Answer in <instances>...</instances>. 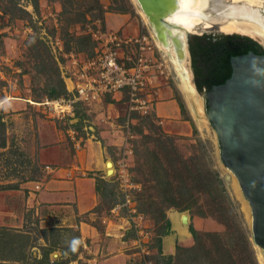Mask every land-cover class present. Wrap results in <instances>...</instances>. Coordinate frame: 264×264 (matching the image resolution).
<instances>
[{"label": "rangeland", "instance_id": "rangeland-1", "mask_svg": "<svg viewBox=\"0 0 264 264\" xmlns=\"http://www.w3.org/2000/svg\"><path fill=\"white\" fill-rule=\"evenodd\" d=\"M14 1L19 3L29 15L10 11L9 8H12L9 5L10 0H0V103H2L0 104V264H105V257L102 254L104 240L91 243L90 240L82 239V234L77 228H68L70 220L64 219L72 217L71 212L66 213L63 208L43 207L39 208V213L36 214L35 210L27 209L25 206V193L14 192V190L28 182L34 188L33 192H37L36 182L44 178V173L48 169L45 168L47 162L68 163L75 150L85 147L86 139L90 135L99 133L98 127L101 125L98 124L96 127L92 125L95 114L92 110L95 111V106H105L108 103L114 105L111 107V112L113 110L116 116L118 112L120 115L119 119L113 121V125H107L104 122L106 127L103 129L110 131L120 145L112 146L106 140L101 143L112 156V161L114 159L118 169H125L124 176L127 182H120L115 172L108 173L109 179H103L104 183L100 182V212L82 219L96 227L100 233L105 231L104 216L115 218L118 213L119 216L128 220L127 224L130 225L123 236L125 243L123 254L127 259L126 264H212L209 259L201 255V252L178 251V247L189 249L196 246L194 237L189 247L177 245L176 252L172 256L164 255L162 250L159 251L157 248L159 245L156 240L157 234L160 232L163 221H157L156 224L153 209L148 207L147 194L153 196L154 191L137 171L142 161L136 158L134 149L140 145V150H144V147L148 146L150 150L156 151L164 158L166 157L164 152L166 150H162L164 146L146 140L143 136L148 135L162 140H165V136H169L172 141L165 145L171 158H174L175 154L179 155L194 171L208 165L218 172L233 207L229 208L228 214L221 218L216 214L213 217L208 211H206L207 217H200L196 215L198 212L196 206L191 211L169 208L166 211L167 214L172 210L188 212L191 217L213 222L216 228L213 231L197 230L196 225L191 222L188 225L190 232L192 226L201 233L229 232L235 235L239 233L240 236L245 234L252 247L254 260L256 264H260L251 239V211L250 216L246 215L242 204L243 201H247L242 192L240 197L234 192L231 174L219 157L220 147L216 133L208 120L207 127L202 129L193 117L179 88L175 71L163 52L157 48L154 39L152 40L150 28L143 22L136 2L134 0H99L103 11L95 7L92 11H87L92 0H78L75 5H67L65 9L61 0H39L37 12H35L29 0ZM210 1L212 3V0ZM217 1L221 3L217 11L212 10L211 6L206 10L208 18L213 19L212 26L203 30L199 29L195 35H216L219 29L214 23L219 22H214V19L222 21L231 16L244 17V13L237 11L236 8L241 9L248 5L246 2ZM231 3L236 5L230 6ZM212 4L215 5L214 1ZM107 12L131 15L132 19L139 23L143 32L137 38L142 39L143 36H148L150 42L154 41V45L153 42L146 45L152 46L151 50L148 48L141 50V44H137L124 48L120 54L123 56V61L129 57L137 60L136 58L142 54L145 59L152 60L153 64L164 65L160 67L163 68L164 74H159L154 83L159 93L155 100L158 103L164 99L163 94L166 91L172 93L181 109L180 119L171 121L161 119L155 112L144 115L139 111L131 110L126 100L117 102L107 97V100L103 99L99 106L98 104L85 106L78 102L74 108V115H66L63 119L52 117L48 112L44 113V107L40 104L45 99H70L61 69V65L66 64V55L70 54L66 51L85 50L84 45L87 40L84 38L87 35L92 36L97 47L99 46L98 37L113 32L106 28ZM83 14L86 15V20ZM261 14L264 16V7L261 9ZM79 15L80 21L75 22V18ZM143 23L145 28L142 26ZM118 33L121 35V32ZM235 33L252 39L264 49V43L260 39L248 34ZM79 53L92 57L95 49L93 51L90 47L88 51ZM125 62L130 63L127 60ZM188 66L192 72L190 57ZM192 82L195 84L193 76ZM62 83L65 84L67 94L55 98L52 90L59 89ZM104 101L106 104L103 105ZM202 104L206 117V104L203 98ZM111 112L108 115H111ZM128 118L132 120L129 128L125 123ZM95 135L92 138L94 141L100 139ZM41 137L45 145L56 147L46 146V149L38 152ZM166 164L170 166L168 158ZM137 181H141L143 186L137 184ZM144 192L145 196L142 199L140 194ZM127 196L131 201L129 204L126 201ZM2 224L5 226H1ZM170 231L171 228L162 237L168 235ZM203 240L206 242L207 249H210L209 241L206 238ZM232 247L242 250L237 241L232 242ZM238 255L242 259L246 257L245 253ZM178 257L180 259H177Z\"/></svg>", "mask_w": 264, "mask_h": 264}, {"label": "trees", "instance_id": "trees-1", "mask_svg": "<svg viewBox=\"0 0 264 264\" xmlns=\"http://www.w3.org/2000/svg\"><path fill=\"white\" fill-rule=\"evenodd\" d=\"M29 1L34 11L37 12L39 0ZM77 1L61 0L63 9L67 5H75ZM9 5L12 7L9 8L10 11L20 13L21 15H29L14 0H10ZM94 7L103 11L99 0H92V3H89L87 11H92ZM70 8L72 9V7ZM82 16L86 20V15L83 14ZM79 19L80 15L75 18V22H79ZM84 39L87 40L84 45L85 50H79L74 53L86 52L90 47L94 51L96 45L92 36L87 35ZM189 49L195 84L201 93L209 91L215 85L224 84L231 77L232 66L230 60L232 57L247 54L251 51L258 55H264V49L260 44L238 34L192 36L189 41ZM67 51L66 53L72 52V50ZM64 87L65 84L62 83L59 89L54 88L52 90L55 98L67 94ZM54 97H51V99ZM143 137L146 140L160 144L162 147L164 146L162 150H166L164 151L166 153L165 156L170 162V166H168L166 164L167 158H162L159 153L150 150L148 146L144 147V150H140V145L134 149L136 158L142 161L137 171L144 177V181L150 185V189L154 191L153 196L146 193V198L149 202L148 207L153 209V217L156 220V224L157 221H163V225L160 226V232L157 234L158 238L156 239L159 244L157 248L160 251L161 238L170 228L166 212L169 208L191 211L196 206L198 209L196 215L200 217H207L206 211H208L212 213L213 217L216 214L221 218L228 214L229 208H232L233 205L218 172L208 165H204L201 169L194 171L179 155L175 154V157L171 158L165 145L167 142L172 141L169 136H165V140L152 138L148 135H144ZM100 182L104 183V180L97 178L96 191L98 194H100ZM136 183L143 186L141 181H137ZM140 196L144 199L145 192L141 193ZM99 210L100 206L96 207L93 213L97 214L100 212ZM191 233L196 240V246L189 249L178 247L179 252H201V255L205 259H209L212 264H256L252 256V247L245 234L240 236L238 235L239 233L235 235L229 232L223 234L201 233L192 226ZM203 238L209 241L210 249H207ZM233 241L239 242L242 250L233 248ZM239 253H245V259H242L238 255ZM177 259L180 258L178 257Z\"/></svg>", "mask_w": 264, "mask_h": 264}, {"label": "crops", "instance_id": "crops-1", "mask_svg": "<svg viewBox=\"0 0 264 264\" xmlns=\"http://www.w3.org/2000/svg\"><path fill=\"white\" fill-rule=\"evenodd\" d=\"M105 24L108 30L121 32L123 38L135 39L143 33L139 23L127 13L107 12ZM142 26L143 28L146 27L144 23ZM163 97L164 99L158 101L156 105L154 111L156 115L161 119L170 121L180 119L182 116L181 109L172 93L166 91ZM121 98V94H116L111 99L118 102L121 101ZM97 104L98 106L101 105L100 102ZM102 104H106V101ZM113 106V104L108 103L105 106H95V111L92 110L95 113L92 125H95V127L98 124L101 125L98 127L99 133L97 132V135H94L100 137V139L94 141L92 139L94 135H90L86 139L85 147L81 150H75L73 157L66 164L47 162L45 168L48 169L44 173V178L40 182H36L40 186V190L37 192H33L34 188L28 182L19 185L14 192L21 193L23 191L26 195L25 206L27 209L35 210L36 214L39 213V208L43 207L49 209L63 208L66 213L71 212L72 217L64 219L65 221L70 220V224L67 225L68 228H77L82 234V239L90 240L91 243L104 240L105 245L102 254L105 257V264H126L127 259L123 254L125 244L123 236L130 225L127 224L129 223L128 220L119 216L118 213H116L115 218L104 216L105 231L100 233L96 227L82 219L85 216L95 215L93 211L100 204V195L96 191L97 178L109 179L107 178V169L110 165L113 167L115 175L120 171L114 159L112 161V156L101 143V141L106 140L112 146L120 145L117 144L110 131L103 129L106 127L104 122L107 125H113V121L119 119V112L117 116L113 110L111 112ZM110 112L112 114L108 115ZM39 139L40 148L38 152H42L47 147H56L55 145H45L42 137ZM183 214L188 218L186 223L181 222ZM167 218L170 222L171 231L168 235L162 237L161 250L164 255H174L177 245L183 247L192 245L193 236L189 230V223L193 222L197 230L213 231L216 229L213 222L205 221L199 217H191L188 212L168 211ZM1 226L5 225L2 224Z\"/></svg>", "mask_w": 264, "mask_h": 264}, {"label": "water", "instance_id": "water-1", "mask_svg": "<svg viewBox=\"0 0 264 264\" xmlns=\"http://www.w3.org/2000/svg\"><path fill=\"white\" fill-rule=\"evenodd\" d=\"M138 2L158 39L167 46L173 39L181 54L182 41L173 34L181 27L166 19L175 14L177 0ZM184 34L191 59L189 40L197 35L186 30ZM234 34L218 30L216 35ZM230 62L232 75L224 84L203 93L193 84L206 104V118L216 133L220 160L237 179L251 209V239L258 256V250L264 254V55L251 51L232 57Z\"/></svg>", "mask_w": 264, "mask_h": 264}, {"label": "built area", "instance_id": "built-area-1", "mask_svg": "<svg viewBox=\"0 0 264 264\" xmlns=\"http://www.w3.org/2000/svg\"><path fill=\"white\" fill-rule=\"evenodd\" d=\"M97 41L99 46L95 48L92 57L74 52L66 55V64L61 65V69L70 99H45L40 104L44 107V113L48 112L52 117L63 119L66 115H74V108L78 102L92 106L116 94L122 95L121 101L129 102L131 110L144 115L153 113L157 105L155 97L159 95L154 83L159 74H164L163 68H160L164 65L153 64L152 60L145 59L142 54L136 58L137 60L127 58L130 63L126 64L120 52L137 44H141V50L147 48L151 50L152 46L146 45L151 42L154 45V41L150 42L148 36H143L142 39H126L118 32L102 34ZM125 123L129 128L132 120L128 118ZM119 170L117 173L119 181L127 182L124 176L125 169ZM36 189L39 190L40 186L37 185ZM126 201L127 204L131 202L129 196Z\"/></svg>", "mask_w": 264, "mask_h": 264}, {"label": "bare ground", "instance_id": "bare-ground-1", "mask_svg": "<svg viewBox=\"0 0 264 264\" xmlns=\"http://www.w3.org/2000/svg\"><path fill=\"white\" fill-rule=\"evenodd\" d=\"M139 7L140 16L143 19V22L147 24L152 33L153 39L156 43L157 48L163 52L171 66L173 67L179 88L184 95V98L191 110L193 117L196 119L200 127L206 128L207 118L204 116L202 98L195 91L194 84L192 82V72L189 68V53L186 49V37L184 30L188 32H198L199 29H207L211 27L213 19H209L206 13V10L211 6L212 10L217 11L219 8L218 5L221 4L216 0L214 1L215 5L211 3L210 0H177V10L172 17H167L166 19L173 24L178 25L181 29H174L173 34L177 38H180L182 41V52L181 54L177 52L176 46L173 43V39H170L168 46L164 45L157 37L154 28L150 22L149 17L141 8L138 0H134ZM225 1V0H224ZM233 2H246L248 5L242 7L241 9L236 8L237 11H242L244 17L240 18L238 16H231L228 19L218 21L214 19V23L218 26V29L222 32L231 34V33H242L248 34L252 37L260 39L264 43V16L261 14V9L264 7V0H231ZM136 5V6H137ZM215 7H214V6ZM235 3H231L230 6H235ZM217 7V8H216ZM8 100V99H7ZM33 103V102H32ZM37 104V103H36ZM38 105V104H37ZM108 173L113 174L114 169L110 165L108 167ZM231 174L230 179L232 180V186L235 194L239 197L241 195V190L239 183L235 176L227 169ZM225 173V172H224ZM228 174V173H227ZM226 175V174H225ZM238 197V198H239ZM241 200V199H240ZM243 208L246 212V215L250 216L251 209L247 202L243 201ZM181 222H187V216L185 214L181 217ZM258 258L260 264H264V254L261 250H258Z\"/></svg>", "mask_w": 264, "mask_h": 264}]
</instances>
